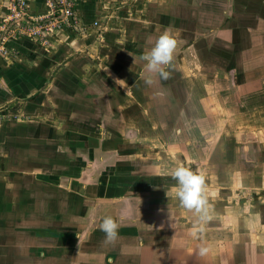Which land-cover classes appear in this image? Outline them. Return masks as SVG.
Returning a JSON list of instances; mask_svg holds the SVG:
<instances>
[{
	"label": "crops",
	"instance_id": "1",
	"mask_svg": "<svg viewBox=\"0 0 264 264\" xmlns=\"http://www.w3.org/2000/svg\"><path fill=\"white\" fill-rule=\"evenodd\" d=\"M27 1L34 16L49 11L47 0ZM258 2L252 6L260 13ZM248 4L75 0L83 30L58 32L46 47L25 37L8 41L13 55L0 60V264H46L44 256L52 259L63 251V264H167L171 259L172 264H264V218L258 209L238 213L233 205L231 210L220 189L223 177L216 178L220 196L215 200L213 181L205 180L212 219L193 237L197 214L180 205L171 175L180 159L202 166L196 157L205 151L195 145L197 130L211 125L196 115L200 107L191 104L192 95L183 98L182 90L194 85L180 79L190 71L197 75L187 63L202 59L203 43L210 56L198 74L203 80H212L213 73L223 75L222 82L228 79V65L217 68L208 59L214 42L223 45L217 48L225 62L231 48L240 57L247 42L259 45L256 38L244 39L243 24L242 30L232 25L237 28L232 35L225 32ZM7 11L0 0V18ZM255 17L253 30L261 25ZM165 30L177 42L169 75L151 74L149 84L140 57ZM258 54L254 48L255 60ZM117 79L123 81L116 84ZM228 139L226 134L222 143ZM161 140L171 141L169 156L152 152L151 145ZM167 157L175 164L172 170ZM206 166L226 172L223 165ZM106 216L119 225L111 242L100 229ZM202 240L211 245L205 256L199 255Z\"/></svg>",
	"mask_w": 264,
	"mask_h": 264
},
{
	"label": "rangeland",
	"instance_id": "2",
	"mask_svg": "<svg viewBox=\"0 0 264 264\" xmlns=\"http://www.w3.org/2000/svg\"><path fill=\"white\" fill-rule=\"evenodd\" d=\"M247 2L250 3L248 4L247 11L240 14L241 18H239V21L237 19L234 24H231V22L227 24L228 28L226 27L225 32L228 30L232 35L237 29L232 27V25L240 26L241 28L239 29L241 30L245 26L247 29H244V39L252 41L253 38H256L255 40L257 41L258 39L260 46L253 42H247V47H245L247 49L239 55L240 57H238L237 50L231 48L226 55L227 60L225 62L220 57V49L217 48V46L223 45L214 42L213 51L211 50L212 58L208 60H213L214 64L218 65L217 68L220 67L221 63H224L225 67L228 65L226 67L227 70L232 71V75H227L228 79L226 78L225 80L227 82H222L223 75L213 73L208 77V79L211 78L212 80H203L198 74L199 71L202 72L203 70L205 58H208V55L210 56L209 50L204 53L206 45L203 43L200 45L199 49L203 53L201 55L202 61L193 60V62L187 63L197 71V75H194V72L190 71V77L183 76L180 81L186 84V86L194 85L192 91L187 92L182 90L183 98L189 101V96L192 95L191 104L196 103L197 107H200L196 110V115L211 122V125L203 128L202 131L199 128L197 130L195 145L197 149H204L205 154L204 156L196 157L199 162H202V166L199 169L196 166L193 167L192 165L194 164L192 162L187 163L189 162L188 159L186 160L187 162L182 159L176 161L177 158L175 156H173V159L179 165L203 174L205 180L211 179L213 181V186H215V189H212L214 193L213 200L220 196L218 194L215 195V193L221 189L223 193L222 197L224 198L227 195L226 198H229L228 203L231 210L233 205H238L236 211L238 213H241L244 208L246 212L258 209L259 214L264 218V0L258 2L261 5L257 7L260 13L256 12L252 6L253 0H247ZM255 15L259 21L261 20V25H258L256 30L254 29V33L252 26H254L253 19L256 18ZM248 46H250L249 49ZM185 47L186 44L181 49L183 50ZM254 48L259 51V54L255 56L256 60L253 58ZM184 59L182 58V60ZM253 60H255V63ZM256 61L260 64H257ZM241 62L242 64L244 62V66H241ZM247 64L249 65L247 66ZM233 70L236 72L235 74ZM255 71L258 72L255 74ZM204 82L207 83V86H203ZM181 89L183 88L181 87ZM183 113L185 112L183 111L181 115ZM186 115H188L187 112ZM177 117H179V114H177ZM173 129L174 127L170 131ZM226 134L228 137L230 136V139L224 144L222 140L226 137ZM231 136L236 137V139ZM169 142L171 141L164 142L161 140L160 145L154 147L151 145L152 152L164 153L169 156L167 153L171 151ZM216 152H218V156L213 154ZM156 156L157 154H154V157ZM209 163L223 165L226 167V172L218 173L219 171L217 172V170L207 168L206 165ZM166 164H168V170H172V167L175 165L172 159L168 157ZM220 174L221 177H219ZM217 177L219 179L223 177L226 182L222 183L224 187H220V189L216 188L218 185V183L216 184ZM166 182L167 184L169 183V181ZM206 190L210 191L207 187ZM225 201L223 200V202ZM249 238L252 239L251 236ZM260 247L264 249L263 244ZM49 257L50 255H46L42 260L46 264L64 263V251L60 254H55V257L52 259H49ZM261 257L263 259L262 263H264V250H261ZM169 261L167 264L173 263V259Z\"/></svg>",
	"mask_w": 264,
	"mask_h": 264
},
{
	"label": "clouds",
	"instance_id": "3",
	"mask_svg": "<svg viewBox=\"0 0 264 264\" xmlns=\"http://www.w3.org/2000/svg\"><path fill=\"white\" fill-rule=\"evenodd\" d=\"M175 38L165 30L155 41L150 50L144 52L140 59L144 61V69L150 74L147 83H153L151 74H156L162 79L169 75L166 68L173 59V52L176 47ZM123 80L117 79L116 84ZM179 132V129H177ZM176 181L175 193L180 205L188 210H193L197 216L191 229V235L196 237L198 233H203L205 224L212 219L210 215L211 205L206 196L205 177L203 174L194 172L184 166L178 165L171 173ZM118 223L111 216L103 218L100 229L105 233L106 242H111L117 238ZM199 255L205 256L211 251V245L203 241L198 245Z\"/></svg>",
	"mask_w": 264,
	"mask_h": 264
},
{
	"label": "built area",
	"instance_id": "4",
	"mask_svg": "<svg viewBox=\"0 0 264 264\" xmlns=\"http://www.w3.org/2000/svg\"><path fill=\"white\" fill-rule=\"evenodd\" d=\"M5 1L8 11L0 18V60L12 57L13 50L8 45L12 38H29L46 47L58 32L84 29L75 0H47L49 11L35 16L27 0Z\"/></svg>",
	"mask_w": 264,
	"mask_h": 264
}]
</instances>
